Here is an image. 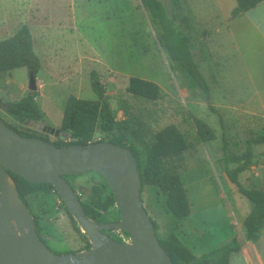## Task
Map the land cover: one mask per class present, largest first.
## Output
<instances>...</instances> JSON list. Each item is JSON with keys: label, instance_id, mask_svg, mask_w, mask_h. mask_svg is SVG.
I'll return each instance as SVG.
<instances>
[{"label": "rangeland", "instance_id": "rangeland-1", "mask_svg": "<svg viewBox=\"0 0 264 264\" xmlns=\"http://www.w3.org/2000/svg\"><path fill=\"white\" fill-rule=\"evenodd\" d=\"M162 1L182 29L193 37L191 47L209 84L211 103L217 112L209 108L204 92L192 85L190 76L179 63L164 53L159 42L160 32L140 0H0V40L13 35L24 24L31 29L41 58V68L36 75L38 88L34 92L46 114L45 122L20 121L4 111L7 102L2 92L12 100H19L28 88V70L20 67L0 73V117L8 125L56 143L60 137L45 131L44 127L61 130L70 95L96 99L90 82L91 71L96 69L106 84L107 97L118 124L110 133L103 132L98 125L92 140L123 137L127 145L140 149V160L145 164L153 135L169 124H176L188 142L182 180L191 202H198L194 204L196 209L208 210L210 228L219 219L218 214H213L219 209L215 204L216 196L226 209H235L233 196L239 193L238 186L228 179L223 168L224 128L231 153L243 156L246 140L264 126V116L256 110L241 109L240 82L245 76L240 71L242 67L232 34L235 20L224 18L217 9L201 19L188 2ZM234 26L238 32V21ZM236 38L238 40V34ZM131 76L156 81L160 86L158 99L129 92ZM196 118L208 125L214 138L200 140ZM66 140H70V133ZM253 149L252 166L256 163V154L260 153L255 146ZM249 175L242 184L247 185ZM94 179L101 178L91 172L68 177L72 186L84 194L89 192ZM141 196L150 217L157 223L158 237L164 240L172 225L165 215L167 192L146 184ZM26 201L38 220L42 238L53 251L84 255L89 250L84 235L73 224L76 219L61 205L55 191L41 189L27 195ZM199 213L194 215L195 222ZM119 219L117 204L103 212V222ZM76 224L81 228L77 221ZM106 233L119 241L125 242L122 237L127 238L116 230ZM218 241L219 237L215 236L212 242L217 244ZM89 243L92 248L90 239Z\"/></svg>", "mask_w": 264, "mask_h": 264}, {"label": "trees", "instance_id": "trees-1", "mask_svg": "<svg viewBox=\"0 0 264 264\" xmlns=\"http://www.w3.org/2000/svg\"><path fill=\"white\" fill-rule=\"evenodd\" d=\"M140 1L160 32L159 42L164 53L169 59L179 63L190 76L192 85L204 92L209 108L217 112V109L211 103L209 84L200 69L191 47L193 37L182 29L174 16L170 15L162 0ZM236 1L237 6L231 13L232 18L254 8L263 0ZM20 67H26L28 73L33 72L35 75H37L41 68V58L35 49L34 38L27 24H24L13 35L0 40V73ZM101 79L98 71L93 69L90 74V82L96 99L78 98L75 95L68 97L60 128L61 131H68L70 133V140L60 138L55 143L57 146H67L71 143H80L85 146L90 145L98 142L92 140L98 125L105 133H110L116 128L118 122L115 119L114 111L107 97L106 84ZM127 90L135 95L151 100H157L160 95V86L156 81L138 76L130 77ZM36 94L37 92H31L25 97L22 96L19 100L7 102L3 109L15 120L21 121L25 118V120L40 121L46 117V114L38 105ZM0 119L2 118L0 117ZM195 122L201 141L214 138L213 132L209 130L208 125L202 119L196 118ZM9 126L22 135L39 137L49 141L44 136L21 131L12 125ZM224 129V134L222 135L224 172L228 179L238 186L240 193L253 203V208L243 223L245 236L242 238L235 237L228 244L201 256L195 255L179 240L176 234H170L164 240L158 237L175 264H230L232 255L242 250L245 240L255 243L259 242L264 230V190L245 187L240 181V174L249 170L255 162L253 147L264 143V126L246 140V151L243 156H234L231 153L227 130L226 128ZM124 140L123 137H114L110 139V142L129 147L132 150L142 178L141 194L144 190V185H156L161 190L167 192L166 206L168 210L177 219L188 217L192 213V207L181 175L184 152L188 149V142L181 129L172 123L157 131L153 135V141L148 149L145 164H142L140 160V149L127 145ZM91 173L100 176L101 179H94L87 194L79 192L76 188L72 187L78 193L87 215L95 222L104 223L103 212L116 205L117 202L106 179L97 172L91 171ZM10 174L15 181L19 196L25 204H27V195L41 189H50L58 195L61 205L65 210L69 214L71 213L57 189L51 183H32L17 173L10 171ZM68 177L65 176L67 180ZM34 218L38 234L42 238L38 220L35 216ZM153 223L156 228V221L153 220ZM73 224L84 235L88 247L91 248L87 234L81 231V228L76 224L74 219ZM123 233L130 236L125 231ZM45 243L47 244L46 241Z\"/></svg>", "mask_w": 264, "mask_h": 264}, {"label": "water", "instance_id": "water-1", "mask_svg": "<svg viewBox=\"0 0 264 264\" xmlns=\"http://www.w3.org/2000/svg\"><path fill=\"white\" fill-rule=\"evenodd\" d=\"M37 88V77L31 72L23 97ZM1 95L5 102L12 101L6 92ZM44 130L61 139L69 136L68 131L51 126ZM10 171L32 183H51L93 243L92 248L84 255L58 254L39 236L35 218L19 193L21 205L8 209L6 177L15 185ZM91 171L102 175L109 184L119 207V220L93 221L65 178ZM141 188L138 163L129 147L110 141L60 147L39 137L22 135L0 119V264H175L158 238L142 201ZM11 221L20 228L19 233ZM110 230L129 233L131 242L116 240L106 233Z\"/></svg>", "mask_w": 264, "mask_h": 264}, {"label": "crops", "instance_id": "crops-1", "mask_svg": "<svg viewBox=\"0 0 264 264\" xmlns=\"http://www.w3.org/2000/svg\"><path fill=\"white\" fill-rule=\"evenodd\" d=\"M182 1L188 2L193 13L201 19L214 13V9H217L224 18H229L237 6L236 0ZM233 19L235 22L232 23V34L242 67L240 71L245 76V79H241L240 82L241 109L256 110L264 116V0ZM237 21L239 23L238 32L234 26ZM236 34H238V40ZM255 148L260 152L256 154L258 155L256 163L249 170L241 173V182H246L250 174L247 185H243L264 190V143L255 145ZM216 197L215 204L219 206V209L213 211V214H218L219 219L216 224H211L210 228L207 224L208 210L204 211L199 207L196 209L194 204L198 205V202H191L189 199L192 213L186 218L177 219L168 208L165 211L168 224H172L168 228L170 230L168 235L176 234L179 240L197 256L216 250L231 242L235 237L245 236L243 223L252 210L253 203L245 196L249 203L239 191L233 196L236 208L226 209L221 198L218 195ZM159 212L162 213L163 210ZM196 212L200 213L195 222ZM215 236L219 237L217 244L212 242ZM230 264H264V230L259 242L245 240L242 250L232 255Z\"/></svg>", "mask_w": 264, "mask_h": 264}, {"label": "bare ground", "instance_id": "bare-ground-1", "mask_svg": "<svg viewBox=\"0 0 264 264\" xmlns=\"http://www.w3.org/2000/svg\"><path fill=\"white\" fill-rule=\"evenodd\" d=\"M6 198H7V208L14 209L21 205V201L18 196V191L12 181V179L7 176L6 177ZM12 226L15 227L16 232L19 233L17 230L20 231V228L16 226L15 223L12 221L10 222Z\"/></svg>", "mask_w": 264, "mask_h": 264}, {"label": "built area", "instance_id": "built-area-1", "mask_svg": "<svg viewBox=\"0 0 264 264\" xmlns=\"http://www.w3.org/2000/svg\"><path fill=\"white\" fill-rule=\"evenodd\" d=\"M116 231L119 233H123L122 230H116ZM126 236H127V238L122 237V239L125 240V242H131V236H129V235H126Z\"/></svg>", "mask_w": 264, "mask_h": 264}]
</instances>
